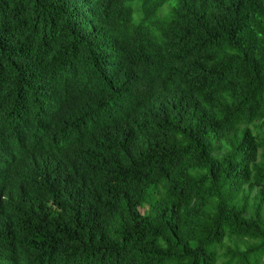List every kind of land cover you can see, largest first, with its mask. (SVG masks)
<instances>
[{
    "label": "trees",
    "instance_id": "1",
    "mask_svg": "<svg viewBox=\"0 0 264 264\" xmlns=\"http://www.w3.org/2000/svg\"><path fill=\"white\" fill-rule=\"evenodd\" d=\"M0 264H264V0H0Z\"/></svg>",
    "mask_w": 264,
    "mask_h": 264
}]
</instances>
